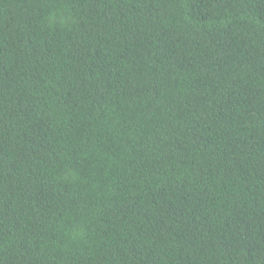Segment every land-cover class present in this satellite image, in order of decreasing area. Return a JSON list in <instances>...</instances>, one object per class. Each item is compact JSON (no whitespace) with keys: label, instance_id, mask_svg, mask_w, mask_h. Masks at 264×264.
Segmentation results:
<instances>
[{"label":"trees","instance_id":"trees-1","mask_svg":"<svg viewBox=\"0 0 264 264\" xmlns=\"http://www.w3.org/2000/svg\"><path fill=\"white\" fill-rule=\"evenodd\" d=\"M0 264H264V0H0Z\"/></svg>","mask_w":264,"mask_h":264}]
</instances>
